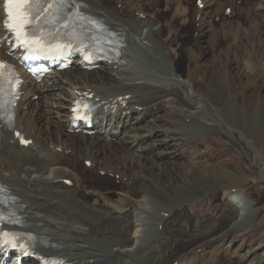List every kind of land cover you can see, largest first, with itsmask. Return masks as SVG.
Here are the masks:
<instances>
[{
	"label": "bare ground",
	"instance_id": "6f19581e",
	"mask_svg": "<svg viewBox=\"0 0 264 264\" xmlns=\"http://www.w3.org/2000/svg\"><path fill=\"white\" fill-rule=\"evenodd\" d=\"M79 1L84 3L87 14L99 18L124 38L126 47L120 60L112 65L103 64L92 73L80 72L73 66L68 71L55 73L39 86H24V102L18 106L16 129L34 144L23 148L14 138V131L0 133V184L19 201L23 226L38 235L44 245L43 252L60 255L73 264H181L185 255L177 241L181 227L191 231L190 243L198 239L209 246L225 241L234 232L249 231L257 223L262 225L264 216L261 217L258 202L239 188H231L226 193L219 206V220L200 225L197 233L195 226L192 228L187 221L168 224L175 219V209L186 208L191 219L194 215L199 224L201 216L193 212L195 206L203 205L207 201L204 199L210 198L208 193H215L218 188L210 185L201 190L198 187L195 194L188 193L189 196L178 199L160 187L158 181L162 182L167 175L163 164L181 152L178 147L183 142L191 144L188 140L208 137L216 130L215 133L228 137L235 146L246 140L258 169V165L264 164L262 151L250 138L258 140L261 127L252 126L242 113L248 122H245L248 133L244 134L239 125L231 122L228 128H222L224 119L217 113L219 98L206 97L195 83H187L182 58L176 56L177 46L171 49L164 43L167 29L161 12L157 13L158 20L150 10H147L150 15L143 13L146 4L165 3V0H108V5L102 0ZM202 1L204 10H199L197 5L193 9V16L197 11L193 26H198L200 33L198 43L193 42L206 56L210 44L216 46L218 40V33H211L212 19L219 17L224 4L223 0ZM245 4L253 22L264 24V0H245ZM119 5L121 9L116 7ZM182 5L175 8V14L188 17V7ZM230 7L232 17L235 12L238 15L237 7ZM169 9L166 7V11ZM3 20V0H0V39L6 35ZM227 33L237 34L233 29ZM254 34L257 36L256 31ZM6 51V47L0 48L1 59L8 58ZM227 59L223 60L224 64L228 63ZM218 64L221 62H211L206 76L210 71L214 76L213 70ZM86 89L99 101L129 97L127 106L120 105L114 114L102 107L98 113L100 126L92 136L70 134L72 98ZM35 97L38 100L33 102ZM202 97L208 98L209 103ZM174 105L183 112L174 113L173 124L165 125L163 118L174 110ZM205 112H210V116L203 123L199 116ZM214 123L217 129L213 128ZM259 125H263L262 120ZM120 144H124L123 158L114 157ZM132 153L135 155L129 160L127 156ZM114 161L121 166L111 165ZM87 162L92 165L88 167ZM258 170L264 175L263 169ZM103 171L106 176L101 177ZM118 175L122 185L117 184L113 191L106 190L104 183H112L111 179L117 181ZM67 181L73 183L72 187ZM230 209L236 213L232 217ZM167 224L170 234L165 230ZM206 249L197 248V252ZM191 254L195 255V249Z\"/></svg>",
	"mask_w": 264,
	"mask_h": 264
},
{
	"label": "rangeland",
	"instance_id": "374dc122",
	"mask_svg": "<svg viewBox=\"0 0 264 264\" xmlns=\"http://www.w3.org/2000/svg\"><path fill=\"white\" fill-rule=\"evenodd\" d=\"M102 1L108 5V0ZM165 1V3L159 4L155 1H153L155 3H150L149 5L146 4L143 13L150 15L149 12H154L157 15V13L161 12L160 17L164 27L167 29L163 36L165 37L164 43L170 46L171 49L177 46L176 56L182 58L184 73L182 75L187 78V83H195L201 90L202 95L206 97L219 98L218 102L221 103H218L217 113L224 119L222 128H228V124L231 122L234 125H239L244 134L245 132L248 133V130L245 129V122H248L242 117V113L246 114L245 116L252 126L261 127L260 129L257 128L261 133V137L258 140L255 137L250 139L252 142L255 141L257 146L260 147L264 160V37L262 36L264 24L253 22L252 17L248 14L249 10L245 0H233V3L230 0H223L224 6L222 10L224 12L222 11L219 17L214 16L216 18L213 17L212 19L214 28L211 33H218V40L216 46L215 43L210 44L205 56L193 42V40L196 42V39L200 36L198 26H193L194 16L197 15L195 9L193 16V9L197 0H172L173 2L176 1L177 4H172L171 0ZM181 3L183 4L182 6L186 4V7H188V17H177L175 14L177 6H180ZM170 5L172 6L171 9L168 7ZM230 6L237 7L236 9L239 13L229 19L224 13L226 12L225 9ZM166 7L169 9L168 11H166ZM121 8L122 6L119 5L118 9ZM147 10L150 11L147 12ZM223 17L229 21H224ZM198 20L200 19L197 18V22ZM231 29L237 32L236 36L227 33ZM253 29L254 32L256 31L257 36H254V32H251V36L250 31ZM169 30H171V33L168 32ZM244 36L246 37L244 38ZM252 37L254 41H252ZM221 54L223 55L221 56ZM225 58H228V63L226 64L223 62ZM211 62L213 64L221 62V64H218L216 69L213 70L215 71L214 76H212V71L206 76V69L211 66ZM206 99L202 97L205 103H209ZM177 112H183V110L179 106L174 105V110L163 118L165 125L173 124L175 119L173 114ZM209 116L210 112H205L200 114L199 118L205 123ZM261 120L263 125L260 126ZM187 123H189V120ZM215 123L213 128L217 129ZM215 131L208 137H200L193 142L188 140L191 144L186 145L183 142L178 147L181 152L173 160L163 164L167 167L165 168L167 169V175L162 179V182L158 181V183L163 190L165 189L168 192V195L173 197L176 195L179 199L184 197V195H188V193L189 195L190 193L195 194L198 187L201 190L203 187L210 185L215 188L218 187L215 193H208L207 196L210 198L204 199L207 201L203 205L198 203L195 206V210L192 209L194 213L196 212L201 216L199 224L196 223L197 220H194V215L193 220L191 219V214L186 208V210L179 211L175 209V219L168 223L169 225L187 221L188 225L192 228L195 226L194 231L198 232L199 228L202 227L200 225L204 223L211 224L215 220H219V206L224 202L226 193L231 188L244 189L249 197L258 202L257 207L262 211L261 217L262 215L264 216V175L260 174L258 170L259 168L264 170V164L261 165L262 167L258 165V169L256 168L254 165V154L250 147L247 146L246 140H243L242 145L235 146L234 142L228 137L215 133ZM173 143H176V141L174 140ZM240 143L238 142V144ZM123 145L120 144L114 157L119 155L123 158L121 155L123 153ZM171 149L173 150V148ZM134 155L132 153L127 158L131 160ZM79 165H82L81 160ZM111 165L114 167H117L115 165L121 166L116 161L112 162ZM190 171L193 173H190ZM111 180L112 183H104L106 190L113 191L117 189L118 185H122L119 179L118 181L115 179ZM95 185H97V182ZM130 208L131 206L128 209ZM234 213L230 209L229 214H231V217ZM170 229L168 226L165 230H168L170 234ZM195 232L194 235L197 233ZM189 233L191 234L190 230L188 232L186 228L181 227L179 238L178 240L177 238L175 239L181 243L179 249L185 254L181 259V264H264V222L262 225L257 223L249 231L234 232L229 238L226 237L225 241L213 242L209 246H205L198 239L190 243L188 239ZM167 241L168 243L170 242L168 239ZM197 248L207 249L204 252L197 253ZM194 249L195 255H192L191 251Z\"/></svg>",
	"mask_w": 264,
	"mask_h": 264
},
{
	"label": "snow or ice",
	"instance_id": "6c2138e0",
	"mask_svg": "<svg viewBox=\"0 0 264 264\" xmlns=\"http://www.w3.org/2000/svg\"><path fill=\"white\" fill-rule=\"evenodd\" d=\"M65 0H3L5 18L3 27L29 51H43L45 44L38 36L41 24L53 22L56 17L45 15L48 9L57 11ZM4 65L0 64V68Z\"/></svg>",
	"mask_w": 264,
	"mask_h": 264
}]
</instances>
